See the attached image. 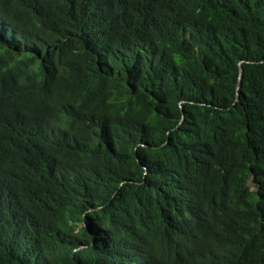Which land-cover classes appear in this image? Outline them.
Instances as JSON below:
<instances>
[{
    "label": "trees",
    "instance_id": "16d2710c",
    "mask_svg": "<svg viewBox=\"0 0 264 264\" xmlns=\"http://www.w3.org/2000/svg\"><path fill=\"white\" fill-rule=\"evenodd\" d=\"M0 264H264V0H0Z\"/></svg>",
    "mask_w": 264,
    "mask_h": 264
},
{
    "label": "rangeland",
    "instance_id": "374dc122",
    "mask_svg": "<svg viewBox=\"0 0 264 264\" xmlns=\"http://www.w3.org/2000/svg\"><path fill=\"white\" fill-rule=\"evenodd\" d=\"M77 232H78V230H77Z\"/></svg>",
    "mask_w": 264,
    "mask_h": 264
}]
</instances>
